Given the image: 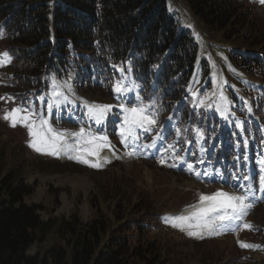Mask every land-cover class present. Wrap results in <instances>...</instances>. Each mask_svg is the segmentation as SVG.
<instances>
[{"label": "rangeland", "instance_id": "374dc122", "mask_svg": "<svg viewBox=\"0 0 264 264\" xmlns=\"http://www.w3.org/2000/svg\"><path fill=\"white\" fill-rule=\"evenodd\" d=\"M169 4L180 27L188 30L199 43L198 70L191 91L198 110L206 109L210 116L215 113L227 117L233 116L234 107L242 111V99L239 96L244 95L250 104L256 99H264V91L252 85V82H257L259 86H264V69L244 64L236 54L238 50L249 51L255 56L264 57V42L250 48L237 40H225L222 38L223 32L216 28L210 30L184 0H169ZM244 6L252 13V17L257 13L259 19L264 21V4L254 1L253 4ZM2 53L4 52L0 48V54ZM9 73H12L9 64L0 67V98H3L0 99V162L4 166L3 176L16 172L18 178L33 188L31 196L25 201L39 207L38 213L42 220L72 221L78 229L89 226L96 219L105 220L110 228L100 248L110 243L111 234L115 230L122 228V236L131 239L130 246L139 248L147 260L146 264H264V206L258 207L251 217L255 224L253 232L243 228L237 233L210 235L203 230L200 236H189V229L182 231L172 226L170 218L188 215L194 210L191 206L199 204L200 194L211 195L217 190L230 193L236 191L230 187L232 184H223L226 180L224 176L218 177V181L223 183L215 182V174H212L214 171H209L207 179L203 180L200 170L208 168L205 153H198L200 168L194 173L174 164L172 166L175 159L173 155L170 156V150L177 152L178 148L170 147L168 151L164 145L160 149H154V146L143 147L152 143L149 139H152L150 135L154 124L148 125L146 131H139L140 147H125L119 134V124L122 121L119 105L124 103L128 106L133 103L125 102L121 94L116 92L111 95L106 82L103 86L94 83L91 85L88 81L79 85L71 72L62 77L53 74L48 88L35 89L31 95L25 92V101L33 103L37 112L48 119L54 129L78 132L84 127L86 131L106 134L111 148L100 149L98 155L90 157L84 155L86 152L79 153L89 163L75 159L62 161L61 154L55 156L37 152L29 146L27 128L19 124L12 127L9 121L2 118L5 111L22 104L16 97L15 87L10 83ZM126 78H130L129 74L119 73L113 87L117 81H122L125 88ZM53 79L59 85L58 91L67 97V101L59 107L54 106L49 112L47 99L52 92ZM39 97H45V100L41 101ZM91 105L113 106L102 125H96L90 119L88 107ZM68 108L77 110L76 120L71 118L75 114L70 113ZM209 137L211 145L212 131ZM79 147L92 146L81 144ZM139 149L143 150V154ZM104 150L114 152L116 157L112 162H105L100 156ZM124 151L128 152L127 158L117 157ZM130 152L133 154L129 155ZM191 153L188 154L189 158ZM111 156L109 151L104 154V157ZM210 162L212 161L209 160ZM97 163L99 167L89 166ZM215 167L211 169H221L217 164ZM233 170L234 167H229L227 173ZM147 211L161 216L157 226L142 233L127 230V224L140 220ZM241 243L255 247L242 248ZM54 245L65 246L64 240L55 231L48 235L44 243H34L28 254L43 256Z\"/></svg>", "mask_w": 264, "mask_h": 264}, {"label": "trees", "instance_id": "16d2710c", "mask_svg": "<svg viewBox=\"0 0 264 264\" xmlns=\"http://www.w3.org/2000/svg\"><path fill=\"white\" fill-rule=\"evenodd\" d=\"M254 1L260 2L184 0L210 30L216 28L223 39L250 48L264 42V21L244 6ZM0 36L1 51L11 56L8 78L22 102L28 103L25 92L48 88L53 74L71 72L81 85L106 82L111 92L117 75L126 72L161 123L167 116L174 119L178 135L195 140V130L207 133L218 125L217 118L209 121L196 111L188 93L200 48L180 27L169 0H0ZM237 55L244 64L264 69V59ZM3 171L0 162V264L147 263L139 248L129 245L131 239L122 236V228L100 248L110 228L105 220L96 219L83 229L63 219L42 220L39 207L25 201L33 188L16 172L3 176ZM160 217L147 211L126 228L150 231ZM53 231L65 246L54 245L43 256L28 254Z\"/></svg>", "mask_w": 264, "mask_h": 264}, {"label": "snow or ice", "instance_id": "6c2138e0", "mask_svg": "<svg viewBox=\"0 0 264 264\" xmlns=\"http://www.w3.org/2000/svg\"><path fill=\"white\" fill-rule=\"evenodd\" d=\"M264 4V0H260ZM2 38V36H0ZM11 63V56L4 52L0 54V67ZM59 85L53 79L52 92L47 99V108L49 112L53 107H59L61 103L67 101V97L62 92L58 91ZM113 91L118 94H123L127 91L122 81H117L113 87ZM62 99H58L61 98ZM3 99V98H0ZM11 99V98H9ZM41 101L45 97H39ZM112 105H91L88 107L90 119L94 120L96 125H102L107 117V113L112 110ZM122 113V121L119 124V134L121 143L125 147L129 146V141L132 146L136 147L135 142L139 139V131L147 130L148 125L156 123L154 119L155 113L149 114L147 108L143 104H131L126 106L124 103L119 105ZM4 120L9 121L12 127L18 124L27 128L30 141L29 146L37 152H45L47 154L59 156L61 152L68 155L69 159H75L78 162L89 163L79 154L86 152L88 155H98V150L105 147L111 148L108 136L102 133H93L91 130L86 131L81 127L78 132L58 131L52 127L49 120L37 112L36 106L28 102L5 111ZM68 137H75V144L68 142ZM88 144L91 148H81L79 145ZM154 145H143L145 148L153 147ZM169 147H172L171 145ZM75 153V154H74ZM133 153H129L132 155ZM178 159H182L177 157ZM163 162V161H162ZM91 167H99L97 164H90ZM188 167L191 169L192 165ZM241 181H248L249 177H234ZM230 187L235 188V192H226L217 190L211 195L200 194L199 204L191 206L194 210L188 215H179L171 219L173 227L180 228L182 231L189 229V236H200L203 230L211 234H223L226 232H237L241 227L244 229H252V225L242 223L244 218L249 214L254 206L256 199L254 190L251 184H234ZM261 190H264V176L261 177ZM196 229L197 231H192ZM242 248H253L255 246L241 243Z\"/></svg>", "mask_w": 264, "mask_h": 264}, {"label": "bare ground", "instance_id": "6f19581e", "mask_svg": "<svg viewBox=\"0 0 264 264\" xmlns=\"http://www.w3.org/2000/svg\"><path fill=\"white\" fill-rule=\"evenodd\" d=\"M70 143V142H69ZM72 144H74V143H72ZM75 154V153H74ZM61 157H62V159L63 160H72V159H69L68 158V155L66 154V153H64V152H61Z\"/></svg>", "mask_w": 264, "mask_h": 264}]
</instances>
